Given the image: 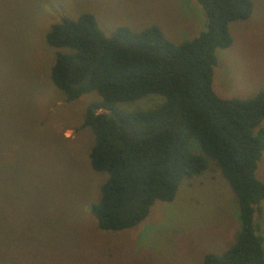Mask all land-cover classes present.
Here are the masks:
<instances>
[{"label":"rangeland","instance_id":"rangeland-1","mask_svg":"<svg viewBox=\"0 0 264 264\" xmlns=\"http://www.w3.org/2000/svg\"><path fill=\"white\" fill-rule=\"evenodd\" d=\"M251 2L247 18L228 23L230 45L215 50L212 89L222 98L264 90V0ZM83 12L106 35L156 25L180 43L206 28L197 0H0V264H202L206 253L228 248L239 227L236 196L206 156L201 173L183 178L172 201L155 200L135 226L104 230L90 212L107 173L91 167L94 135L83 118L100 96L63 100L50 78L55 48L45 39L53 23ZM164 100L147 94L117 106L140 111ZM255 176L264 180V150ZM254 227L264 252V198Z\"/></svg>","mask_w":264,"mask_h":264},{"label":"trees","instance_id":"trees-1","mask_svg":"<svg viewBox=\"0 0 264 264\" xmlns=\"http://www.w3.org/2000/svg\"><path fill=\"white\" fill-rule=\"evenodd\" d=\"M206 28L174 43L156 25L117 27L106 35L94 15L62 17L45 35L55 48L52 83L71 101L95 90L83 126L94 135L90 164L107 176L90 206L99 228L140 223L155 200L170 202L180 181L201 173L206 157L220 168L239 208V227L221 253L202 264H264L262 237L254 227L264 180L255 176L264 150V90L247 98H222L212 89L216 48L231 43L228 23L247 18L251 0H197ZM64 49V50H63ZM147 94L164 96L152 109L125 111L117 103ZM255 129V132H254ZM197 142L200 153L197 151Z\"/></svg>","mask_w":264,"mask_h":264}]
</instances>
